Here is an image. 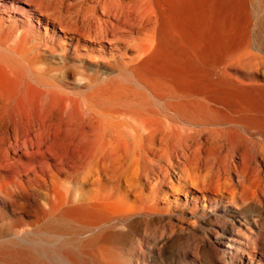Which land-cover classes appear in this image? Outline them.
I'll use <instances>...</instances> for the list:
<instances>
[{"label": "bare ground", "instance_id": "obj_1", "mask_svg": "<svg viewBox=\"0 0 264 264\" xmlns=\"http://www.w3.org/2000/svg\"><path fill=\"white\" fill-rule=\"evenodd\" d=\"M230 1L0 0V264H264V0Z\"/></svg>", "mask_w": 264, "mask_h": 264}, {"label": "rangeland", "instance_id": "obj_2", "mask_svg": "<svg viewBox=\"0 0 264 264\" xmlns=\"http://www.w3.org/2000/svg\"><path fill=\"white\" fill-rule=\"evenodd\" d=\"M7 2H13L15 4H17L18 6H22V2L23 0H5ZM29 3H33L34 1L37 2L38 0H28ZM59 1L60 3L62 2V6H64V8L67 9H71L72 7L75 6H83V7H87L88 4H93L92 0H56ZM135 2H139L141 4H145L146 6L149 7H153L154 11L156 12L154 15L160 16V7L165 8L167 11L170 10V12L168 13L170 16L172 14L173 9L175 8H180V7H185L188 5H198V4H204V3H214L216 5H218L221 8V17L223 19H234V20H239V21H243L246 18V14L243 12V10L236 5L235 2H231L230 0H133ZM34 2V3H35ZM237 7V8H236ZM15 8L16 5H15ZM11 15L13 16H17V14H14V11L11 9L10 10ZM186 13L183 12L180 16V22L183 20V16ZM6 18V17H5ZM8 20V18H6ZM163 19V18H160ZM174 20V19H173ZM162 21V20H161ZM187 22L184 20L182 21V25L186 24ZM43 28V27H42ZM43 31V33L45 32L44 29H41ZM43 60L51 62L53 61V57L50 56V54L48 53H43L42 55ZM259 81H264V73L259 74ZM262 224H264V211L262 212Z\"/></svg>", "mask_w": 264, "mask_h": 264}]
</instances>
